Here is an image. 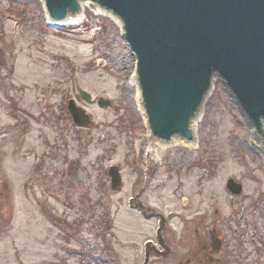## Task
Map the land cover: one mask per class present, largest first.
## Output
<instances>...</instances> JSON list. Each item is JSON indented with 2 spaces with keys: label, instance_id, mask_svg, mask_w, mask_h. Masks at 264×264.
Returning <instances> with one entry per match:
<instances>
[{
  "label": "rangeland",
  "instance_id": "1",
  "mask_svg": "<svg viewBox=\"0 0 264 264\" xmlns=\"http://www.w3.org/2000/svg\"><path fill=\"white\" fill-rule=\"evenodd\" d=\"M11 2L0 0V264H143L159 217L131 208L136 195L164 216L163 238L175 244L151 264L196 254L198 264L219 233L215 255L228 264H264V136L223 80L201 106L195 147L175 143L150 160L120 23L88 7L54 29L42 0ZM83 89L110 105L77 98ZM72 97L89 126L74 122ZM110 165L121 168L120 189ZM232 177L240 194L226 185Z\"/></svg>",
  "mask_w": 264,
  "mask_h": 264
},
{
  "label": "water",
  "instance_id": "2",
  "mask_svg": "<svg viewBox=\"0 0 264 264\" xmlns=\"http://www.w3.org/2000/svg\"><path fill=\"white\" fill-rule=\"evenodd\" d=\"M54 22L77 17L81 0H43ZM115 15L137 58L139 100L148 132L164 141L183 137L195 142L194 121L216 77L223 80L243 113L264 136V0H90ZM94 7V6H93ZM77 98L94 102L89 91ZM101 106L110 99L98 97ZM68 108L74 121L88 125L91 116L72 97ZM112 186L123 184L118 165L109 167ZM227 186L240 193L243 185L230 178ZM149 213L142 203L132 205ZM157 230L163 239L164 216ZM213 246L219 242L213 237ZM150 243V242H149ZM217 246V247H216ZM150 250L144 264L150 260ZM218 264H227L218 261Z\"/></svg>",
  "mask_w": 264,
  "mask_h": 264
},
{
  "label": "bare ground",
  "instance_id": "3",
  "mask_svg": "<svg viewBox=\"0 0 264 264\" xmlns=\"http://www.w3.org/2000/svg\"><path fill=\"white\" fill-rule=\"evenodd\" d=\"M43 1V0H42ZM44 2V1H43ZM81 2H82V7L84 8V12H85V9L86 8H88V7H90V8H92L94 11H95V13H97V14H106V15H108V16H110V17H112V15L109 13V12H107L104 8H101L99 5H92V2H90V0H81ZM92 6V7H91ZM94 6V7H93ZM46 10V9H45ZM47 11V10H46ZM82 13L78 16V17H69V19H66V20H64V23H69V22H71V23H73V22H75V21H77V20H80L81 18H82ZM114 17V19L116 20V22H118V23H120V21H119V19L116 17V16H113ZM120 24H122V23H120ZM132 55H134V54H132ZM132 75H134V73L132 74ZM134 81H136V80H134ZM133 85V89H135L134 90V93H136V97L138 98V100H139V92H141L140 91V89L137 87V84H136V82L135 83H133L132 84ZM215 85V84H214ZM215 88V87H214ZM214 88H212V90L214 89ZM138 92V93H137ZM138 106H140L141 107V105H138ZM200 118H201V114H199V116H197L196 117V119H195V121H194V127H195V129L197 128L196 127V125L198 124V122L200 121ZM145 122L148 124V122L146 121V119H145ZM149 133V132H148ZM149 137H148V139H149V147H148V157H149V159L150 160H153V159H159L160 158V152H161V150H164L165 148H168V147H170V146H172L173 144H175V143H182V144H190V146H192V147H195V145H196V143L195 142H189V141H187V139L185 140L183 137H179V136H176V137H174L172 140H170V141H167V142H163V143H161V140L160 139H158V138H156V137H154V136H151V134L149 133ZM258 140H260L259 142H264L263 140H261V139H259L258 138Z\"/></svg>",
  "mask_w": 264,
  "mask_h": 264
},
{
  "label": "flooded vegetation",
  "instance_id": "4",
  "mask_svg": "<svg viewBox=\"0 0 264 264\" xmlns=\"http://www.w3.org/2000/svg\"><path fill=\"white\" fill-rule=\"evenodd\" d=\"M1 158V157H0ZM4 177L2 176V174L0 173V182L2 181ZM167 237V236H166ZM165 237V241L167 244H169V248L168 250L165 249L163 246H160L159 248V252H161L160 254V260L163 261V260H166L168 259V257L170 255H173L174 254V251H175V244H171L169 243V239H167ZM216 241L220 243V250L219 251H215V248L212 247V244L210 245L209 243L206 242V244L204 243L203 244V252H204V258H206V261H208L209 263L213 264V263H216V261L218 260V256L215 255L216 253L218 254H221L222 250H223V245H224V242L222 240V237L220 236V233L218 234L217 238H216ZM219 246V244L217 245ZM216 252V253H215ZM198 256L197 254L195 256H193V258L187 260V263L186 264H192V262L195 263V257ZM204 258H202L201 262H199L198 260V264H203L204 262Z\"/></svg>",
  "mask_w": 264,
  "mask_h": 264
},
{
  "label": "trees",
  "instance_id": "5",
  "mask_svg": "<svg viewBox=\"0 0 264 264\" xmlns=\"http://www.w3.org/2000/svg\"><path fill=\"white\" fill-rule=\"evenodd\" d=\"M12 4H13V5H14V4H17V2L12 1V2H11V5H12Z\"/></svg>",
  "mask_w": 264,
  "mask_h": 264
}]
</instances>
